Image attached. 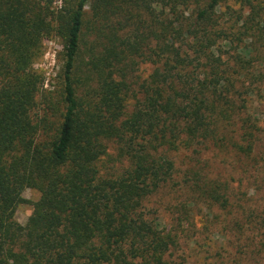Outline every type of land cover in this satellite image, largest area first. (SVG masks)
<instances>
[{"label":"trees","instance_id":"obj_1","mask_svg":"<svg viewBox=\"0 0 264 264\" xmlns=\"http://www.w3.org/2000/svg\"><path fill=\"white\" fill-rule=\"evenodd\" d=\"M243 1L247 15L225 0H0V264H190L197 210H243L261 232L264 210L205 173L263 148L264 0ZM52 39L62 68L47 90L35 66ZM166 188L176 226L149 208Z\"/></svg>","mask_w":264,"mask_h":264},{"label":"rangeland","instance_id":"obj_2","mask_svg":"<svg viewBox=\"0 0 264 264\" xmlns=\"http://www.w3.org/2000/svg\"><path fill=\"white\" fill-rule=\"evenodd\" d=\"M56 1L57 5H59L60 0ZM224 3L221 6L223 12H227L228 7L235 11H242L244 15H247L246 13L250 11V7L245 5L243 0H225ZM262 16L264 18V12H262ZM261 20L264 22V19ZM62 49L60 39L46 40L43 57L35 66L37 70L46 76L44 88L47 90H54L57 86L62 68L60 58ZM256 49L260 50L262 54L256 59L257 63L253 70L257 73H263L258 84L259 96L252 100L254 102L252 107L255 110V117L260 119V124L264 127V47L256 44ZM143 70L145 77L151 71V68L144 66ZM262 137L259 146H263V148L257 150L260 153H257L254 157L258 162L247 164L246 166L242 165L239 168L235 167L234 169L233 164H230L232 159L224 162V160L222 161L219 158L216 162L210 163L205 170V173H208L209 178L212 180H218L222 183L228 181L233 196L237 194L241 201L245 202L246 199H253L256 204L252 202L250 205L259 207L260 211L258 210V212L264 210V190L260 191L251 184L256 181L264 184V136ZM111 154L115 155L113 151H111ZM183 158L184 155H181V161ZM105 161L108 160L106 159ZM106 167L119 168V163L109 160L106 163ZM241 184L243 185L242 187H240ZM240 189H242V193L246 194V198L238 191ZM24 195L27 201L35 202L39 199V193L34 190L28 189L24 192ZM176 197L177 195L170 188L163 189L156 197L152 198L149 208L156 217L167 219L168 223L176 226V216L171 212L173 205L177 202ZM32 212L33 207L31 204L21 205L16 214L17 221L21 225H26ZM215 213L218 215L217 220H214V217L210 218L208 210L203 212L197 210L194 214L196 221L194 233H196V236H194L192 244H187L185 241L183 243V249L189 255L190 264H264V228L261 232L254 230L252 227L255 225L249 224L250 222L255 223L254 219L247 220V214L245 215L243 210L235 209L234 219L228 217L226 212L221 211L219 208L216 209ZM256 214L260 215L257 212ZM237 223L242 225L241 230L234 228ZM228 225H230L229 232L225 233ZM242 231L244 232L241 233ZM231 232L239 236L234 237ZM250 235L256 237L255 242L251 244L246 241ZM260 239H263L262 248L258 245Z\"/></svg>","mask_w":264,"mask_h":264}]
</instances>
